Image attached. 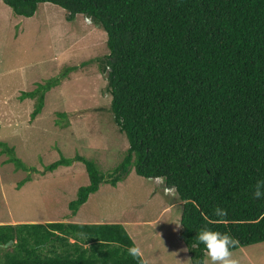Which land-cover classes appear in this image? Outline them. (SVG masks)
Listing matches in <instances>:
<instances>
[{
    "label": "trees",
    "instance_id": "1",
    "mask_svg": "<svg viewBox=\"0 0 264 264\" xmlns=\"http://www.w3.org/2000/svg\"><path fill=\"white\" fill-rule=\"evenodd\" d=\"M3 1L26 18L41 4L56 5L68 22L82 15L108 37L110 110L130 147L108 176L80 155L46 168L85 166L89 185L70 204L74 215L103 183L116 186L135 170L164 180L184 203L181 238L193 264H205L195 238L205 227L238 241L232 253L264 243V200L252 197L264 179V0ZM77 69L66 67L22 95L36 99L34 119L47 93ZM3 154L34 172L0 142ZM30 181L29 175L18 189ZM216 207L227 216H215ZM131 246L122 224L0 225V264H147L128 255Z\"/></svg>",
    "mask_w": 264,
    "mask_h": 264
},
{
    "label": "rangeland",
    "instance_id": "2",
    "mask_svg": "<svg viewBox=\"0 0 264 264\" xmlns=\"http://www.w3.org/2000/svg\"><path fill=\"white\" fill-rule=\"evenodd\" d=\"M67 16L47 3L34 17H21L0 0V142L15 148L16 158L34 171L17 169L8 154L0 156V223L122 224L148 264H193L181 238L184 203L164 180L132 170L116 186L103 183L74 215L69 206L89 185L85 166L74 162L46 172L62 158L80 155L108 176L130 147L110 110L103 70L107 34L82 15L73 22ZM72 66L78 69L47 93L34 119L36 99L22 95ZM29 175L32 181L18 189ZM232 258L264 264V243L242 247ZM205 264H210L207 256Z\"/></svg>",
    "mask_w": 264,
    "mask_h": 264
},
{
    "label": "clouds",
    "instance_id": "3",
    "mask_svg": "<svg viewBox=\"0 0 264 264\" xmlns=\"http://www.w3.org/2000/svg\"><path fill=\"white\" fill-rule=\"evenodd\" d=\"M159 181V177H155ZM172 191V189H168ZM252 197L256 200H264V179L256 181L252 190ZM215 216L224 218L227 216V210L221 207H216L213 210ZM196 240L204 245V250L207 253V257L210 264H238V262L232 258L231 249L238 243L230 234L213 231L209 228H202L196 233ZM127 253L134 260H140L142 257V250L138 246H131L127 248Z\"/></svg>",
    "mask_w": 264,
    "mask_h": 264
},
{
    "label": "crops",
    "instance_id": "4",
    "mask_svg": "<svg viewBox=\"0 0 264 264\" xmlns=\"http://www.w3.org/2000/svg\"><path fill=\"white\" fill-rule=\"evenodd\" d=\"M14 220H9V221H6V222H4V223H0V225H3V224H11V225H17V224H12V222H13ZM146 261H148V260H146ZM147 263V262H146ZM148 264V263H147Z\"/></svg>",
    "mask_w": 264,
    "mask_h": 264
},
{
    "label": "water",
    "instance_id": "5",
    "mask_svg": "<svg viewBox=\"0 0 264 264\" xmlns=\"http://www.w3.org/2000/svg\"><path fill=\"white\" fill-rule=\"evenodd\" d=\"M89 21V20H88Z\"/></svg>",
    "mask_w": 264,
    "mask_h": 264
}]
</instances>
